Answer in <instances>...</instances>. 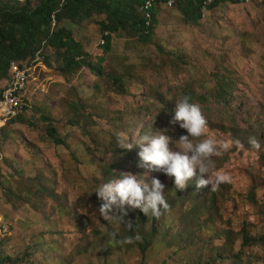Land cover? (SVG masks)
<instances>
[{"label":"rangeland","instance_id":"374dc122","mask_svg":"<svg viewBox=\"0 0 264 264\" xmlns=\"http://www.w3.org/2000/svg\"><path fill=\"white\" fill-rule=\"evenodd\" d=\"M155 15L149 43L112 34L106 53L104 16L63 23L94 63L103 58L99 74L88 66L64 72L58 54L42 50L36 75L44 88L27 94V108L0 136L4 264H264V3H222L197 25L176 4ZM183 95L200 105L208 135L243 145L212 158L213 170L232 176L216 190H198L195 179L178 190L174 178L140 166L138 147H117L118 134L186 135L170 123ZM126 172L159 178L170 212L157 220L129 209L131 230L103 220L95 189ZM137 234L142 241L118 243Z\"/></svg>","mask_w":264,"mask_h":264},{"label":"trees","instance_id":"16d2710c","mask_svg":"<svg viewBox=\"0 0 264 264\" xmlns=\"http://www.w3.org/2000/svg\"><path fill=\"white\" fill-rule=\"evenodd\" d=\"M35 1V0H34ZM205 0H177L175 4L189 25H197L205 13L222 3L238 5L239 0H220L210 7ZM32 6L30 0L20 3L17 0H0V81L10 80V64L17 61L21 65L39 57L43 49L55 51L62 60L64 72L75 71L88 66L92 73H101L99 64L94 63L82 44L74 38L73 31L64 22L79 25L94 16H104L100 22L102 32H108L104 52L110 50L112 34H134L143 43H149L153 36L156 11L152 9V25H145V16L139 0H37ZM264 3V2H263ZM54 16V25L52 17ZM104 36H102L103 38ZM40 58V57H39ZM118 80L117 90L124 93L123 83ZM6 84V85H7ZM5 85V86H6ZM1 94V93H0ZM27 108V105L24 106ZM21 113L12 121L18 118ZM11 121V122H12ZM10 122V123H11ZM50 135L56 144L67 145L54 127ZM2 238H0L1 240ZM0 256V264H4Z\"/></svg>","mask_w":264,"mask_h":264},{"label":"clouds","instance_id":"9594fccd","mask_svg":"<svg viewBox=\"0 0 264 264\" xmlns=\"http://www.w3.org/2000/svg\"><path fill=\"white\" fill-rule=\"evenodd\" d=\"M172 125L179 124L186 130V135H181L178 140L166 135L164 131L153 130L143 133L138 137L129 138L124 134L117 135V147L132 150L138 147V156L141 167L162 172L174 178L175 188L184 190L189 181L195 179L196 188L203 189L211 185L216 190L223 183H231L232 176L224 170H213L211 160L229 151L233 143L243 147L240 141H218L208 135V119L199 104L192 102L189 95L177 97ZM175 144L174 150L170 147ZM249 144L258 150L260 143L255 137L249 138ZM166 185L157 177L150 180L147 176L138 179L137 175L126 172L119 178L101 184L95 189L98 198L103 201L98 212L103 220L126 224L128 229L133 228L131 220H126L129 209H139L146 216L160 219L171 207L165 197ZM115 239V231L109 233ZM142 241L137 234L135 237H124L120 244H133Z\"/></svg>","mask_w":264,"mask_h":264},{"label":"built area","instance_id":"2783aa9c","mask_svg":"<svg viewBox=\"0 0 264 264\" xmlns=\"http://www.w3.org/2000/svg\"><path fill=\"white\" fill-rule=\"evenodd\" d=\"M142 2L141 10L145 16V25H152V9L155 5L173 7L177 0H139ZM220 0H205L204 6L210 7ZM253 0H239L240 3L250 4ZM264 2V0H262ZM204 16V15H203ZM52 25H54V16L52 15ZM108 32H105L102 38V45L105 44V38ZM39 57L21 65L17 61L10 64V80L0 94V136L5 128L15 117H17L24 108L25 99L30 91L43 90L42 83L36 75V69L39 65ZM2 221H0L1 225ZM3 232L2 229H0ZM6 231V229H5ZM4 234V233H3Z\"/></svg>","mask_w":264,"mask_h":264}]
</instances>
